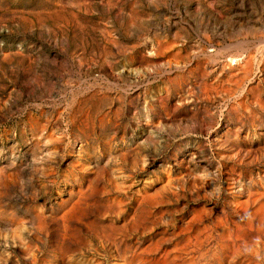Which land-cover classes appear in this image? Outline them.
<instances>
[{
    "label": "rangeland",
    "instance_id": "1",
    "mask_svg": "<svg viewBox=\"0 0 264 264\" xmlns=\"http://www.w3.org/2000/svg\"><path fill=\"white\" fill-rule=\"evenodd\" d=\"M0 264H264V0H0Z\"/></svg>",
    "mask_w": 264,
    "mask_h": 264
}]
</instances>
